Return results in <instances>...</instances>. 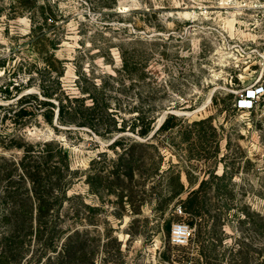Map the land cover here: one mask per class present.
<instances>
[{"label":"rangeland","instance_id":"1","mask_svg":"<svg viewBox=\"0 0 264 264\" xmlns=\"http://www.w3.org/2000/svg\"><path fill=\"white\" fill-rule=\"evenodd\" d=\"M59 79L87 126L57 97L10 118ZM261 85L264 0H0V264H264V93L239 106Z\"/></svg>","mask_w":264,"mask_h":264},{"label":"trees","instance_id":"2","mask_svg":"<svg viewBox=\"0 0 264 264\" xmlns=\"http://www.w3.org/2000/svg\"><path fill=\"white\" fill-rule=\"evenodd\" d=\"M39 89H40V91L38 94H35L33 92L23 93L20 97L15 99L10 104V105L15 104V105L19 106V109L16 110L14 112V114L10 117L11 119L14 120V122H17V121H19V120H21V119H23L29 115L35 114L36 112H38L40 110V108H41L40 106H42L43 104L54 105L52 98L57 97L58 101H59L58 102L59 107H58V113H57V120H59L63 124L77 123L79 126H87L88 125L87 122H78V121H75L72 119L69 120V118H67V114H68L69 110H75L76 109V108H74L72 103L74 101L80 99V97L74 96V94H70L67 91V89L64 87V85L60 81V79H59V86L55 90H52L47 86H44L42 83L39 84ZM33 100H35V101H33ZM94 101H96L95 98H94ZM0 106H2V105H0ZM45 117H46L48 122L53 123V117L50 114H45ZM182 122L186 123L185 117H178L174 113L168 114L166 116L165 120L163 121V123L160 125V127L157 129V131L154 133L153 137L155 135H157L159 132H168V131L173 130L174 128H177V127L180 128ZM212 123H213L212 117H207V118H202L200 120H195L189 124L190 129H191L190 131H193L195 129L197 130V127H200L199 131H202V130H205L206 128H209V129H212L213 131L216 132L217 129L215 126H213ZM129 127H130V129H132L133 132H136L140 136H148L151 133V131L153 130L151 128V125L150 126H144V124H141L140 127H138L137 124H132ZM115 129H125V126H121L120 128H115ZM120 143L121 142H119L118 140H115L112 144H110V146H114V145L117 146ZM127 147L128 146L124 147L125 151L132 148V146H130L128 148ZM217 152H218V150L215 149L214 150L215 155ZM203 157H205L206 159H209L211 156L209 154L208 156H203ZM215 177H217V175H215ZM206 182H207L206 180H203L201 182V184L199 185V187L194 188V189L189 191L188 196L186 197V199L183 202L185 205L181 204L184 211H188L192 215H197V212L192 207L196 204V202L202 196V193L205 190ZM188 223L191 226L196 225V222L194 220H192L191 222H188ZM202 256L204 257L205 262L208 263L209 256L206 253H204V255L202 254ZM4 261L6 262L5 258H4Z\"/></svg>","mask_w":264,"mask_h":264},{"label":"built area","instance_id":"3","mask_svg":"<svg viewBox=\"0 0 264 264\" xmlns=\"http://www.w3.org/2000/svg\"><path fill=\"white\" fill-rule=\"evenodd\" d=\"M262 93H264V85L248 91V95L246 92V98L241 99V101L243 102H240V108H252L256 96ZM178 211L181 214H185L181 205L178 206ZM193 232L194 229L186 221H180L176 223L172 228L171 241L176 245H186L189 243Z\"/></svg>","mask_w":264,"mask_h":264},{"label":"water","instance_id":"4","mask_svg":"<svg viewBox=\"0 0 264 264\" xmlns=\"http://www.w3.org/2000/svg\"><path fill=\"white\" fill-rule=\"evenodd\" d=\"M29 92H31V91H29ZM29 92H26V93H29ZM172 113H174V112H172ZM164 120H165V118H163V119L159 122V124L157 125L156 129H158V128L160 127V125L163 123ZM156 129L151 133L150 136H152V135L155 133Z\"/></svg>","mask_w":264,"mask_h":264}]
</instances>
